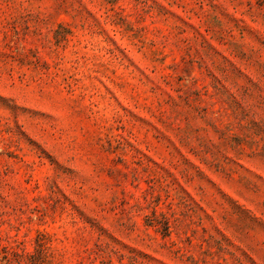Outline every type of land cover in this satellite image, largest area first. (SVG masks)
I'll return each mask as SVG.
<instances>
[{
	"label": "rangeland",
	"instance_id": "rangeland-1",
	"mask_svg": "<svg viewBox=\"0 0 264 264\" xmlns=\"http://www.w3.org/2000/svg\"><path fill=\"white\" fill-rule=\"evenodd\" d=\"M0 264H264V0H0Z\"/></svg>",
	"mask_w": 264,
	"mask_h": 264
}]
</instances>
